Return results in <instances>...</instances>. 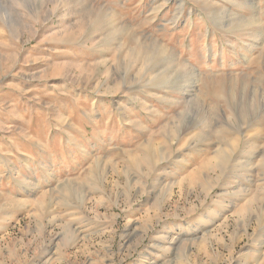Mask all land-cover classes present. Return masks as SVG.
<instances>
[{
	"label": "rangeland",
	"instance_id": "obj_1",
	"mask_svg": "<svg viewBox=\"0 0 264 264\" xmlns=\"http://www.w3.org/2000/svg\"><path fill=\"white\" fill-rule=\"evenodd\" d=\"M0 264H264V0H0Z\"/></svg>",
	"mask_w": 264,
	"mask_h": 264
},
{
	"label": "bare ground",
	"instance_id": "obj_2",
	"mask_svg": "<svg viewBox=\"0 0 264 264\" xmlns=\"http://www.w3.org/2000/svg\"><path fill=\"white\" fill-rule=\"evenodd\" d=\"M144 160V159H143ZM221 163V162H220Z\"/></svg>",
	"mask_w": 264,
	"mask_h": 264
}]
</instances>
